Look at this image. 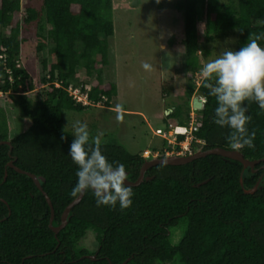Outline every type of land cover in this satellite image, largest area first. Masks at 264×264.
Instances as JSON below:
<instances>
[{
    "label": "trees",
    "instance_id": "1",
    "mask_svg": "<svg viewBox=\"0 0 264 264\" xmlns=\"http://www.w3.org/2000/svg\"><path fill=\"white\" fill-rule=\"evenodd\" d=\"M174 6L185 22L180 37L169 36L168 46L184 45L187 76L202 68L200 23L208 40L236 31L237 49L256 35L264 36V0H176ZM113 35V0H41L40 8L33 0H0V52L6 48L5 64H0V142L12 144V149L0 144V264H122L127 259L126 264H169L176 258L184 264H264V161L244 170L239 161L211 154L184 165L153 166L139 185L130 186V208L97 207L88 192L57 236L43 192L32 178L7 165L13 160L17 167L45 177L41 184L53 204V225H60L65 208L75 199L70 192L77 171L67 155L73 137L63 111L93 107L77 103L67 87L91 84L89 98L99 101L105 96L106 106H112L117 85L104 79L99 67L109 64ZM259 44L264 48V40ZM48 46L55 62L44 59L37 80L34 60ZM172 90L171 85L166 88ZM185 93L188 100L174 106L167 118L186 125L193 95L207 98L194 133L203 143L193 142L194 152L233 149L227 139L230 130L213 122L217 104L203 83L198 89L188 84ZM4 101L15 104L23 117L22 130L13 136ZM247 108L255 147L239 150L249 160L261 159L264 112L255 102ZM101 149L110 162L124 165L129 180L138 179L144 155L132 154L117 142H101ZM260 178L254 194L244 192ZM181 224L183 236L174 243L172 230ZM88 229L98 241L93 253L79 246Z\"/></svg>",
    "mask_w": 264,
    "mask_h": 264
},
{
    "label": "rangeland",
    "instance_id": "2",
    "mask_svg": "<svg viewBox=\"0 0 264 264\" xmlns=\"http://www.w3.org/2000/svg\"><path fill=\"white\" fill-rule=\"evenodd\" d=\"M175 1L162 0L157 4L156 0H113L114 35L109 38V64L99 68L103 69L104 79L117 85V96L111 107H90L83 112L64 110V125L68 131L80 121L87 123L92 138L100 136L101 142H117L132 154L143 155L145 149L160 152V156L176 152L175 147L154 132L158 127L165 128L169 121L174 122L167 118V112L188 100L186 87L194 83L195 74L201 69L187 76L184 48L178 44L168 46L169 36L180 37L185 22L183 13L174 6ZM33 4L40 8L41 0H33ZM199 29L198 56L202 67L226 50H238L236 31L217 33L208 40L203 23L199 24ZM32 30L36 31L35 26ZM168 47L177 48L173 52ZM49 49L50 46L35 57L37 80L43 75L42 61L55 62ZM144 64L150 68L146 70ZM79 71L85 72L83 68ZM2 80L0 73V83ZM169 85L173 88L170 93L166 91ZM2 97L4 95L0 99ZM2 106L13 136L22 130L23 117L12 102L4 101ZM184 229L181 224L172 230L174 243L181 240ZM79 246L91 253L97 251L98 241L93 229L87 230ZM169 264L184 263L176 258Z\"/></svg>",
    "mask_w": 264,
    "mask_h": 264
},
{
    "label": "clouds",
    "instance_id": "3",
    "mask_svg": "<svg viewBox=\"0 0 264 264\" xmlns=\"http://www.w3.org/2000/svg\"><path fill=\"white\" fill-rule=\"evenodd\" d=\"M161 2L156 0L157 4ZM261 40L264 36L256 35L238 50L224 51L204 64L200 72L208 96L214 97L217 104L213 122L230 130L228 142L237 150L255 147V132H249L247 127L251 119L246 115L247 104L255 102L264 112V48L259 44ZM143 67L147 70L150 65ZM69 134L73 139L67 155L77 168L70 196L79 198L91 192L97 207H119L121 211L130 208L133 192L125 183L124 165L108 160L102 152L100 136L90 139L87 123L77 121ZM61 139L67 140V136Z\"/></svg>",
    "mask_w": 264,
    "mask_h": 264
},
{
    "label": "water",
    "instance_id": "4",
    "mask_svg": "<svg viewBox=\"0 0 264 264\" xmlns=\"http://www.w3.org/2000/svg\"><path fill=\"white\" fill-rule=\"evenodd\" d=\"M193 107L195 109H202L203 108V103L200 100V96L196 95L193 98ZM168 114V112H167ZM0 144H8L10 146V149H12V144L10 141H1ZM220 155L223 156L225 158L228 159H233L236 161H239L243 164L244 166V170H246L247 168H252L254 170L255 166L257 164H259L260 162L264 161V157L261 159H256V160H249L247 158H245L243 156V154L240 152V150L237 149H224L221 147H215L212 149H208V150H199L193 154L190 155H166L164 157H150V158H146L141 170H140V175L138 177V179L136 181H131L127 178V181L125 182L126 185L128 186H137L139 185L145 178V173L146 171L156 165L159 164H164V165H184L187 163H190L198 158L201 157H205L207 155ZM8 166L14 168L16 171L22 173V174H26L28 175L30 178H32L35 182V184L37 185V187L43 192V194L46 197V200L50 206L51 209V218H50V227L51 229L54 231L55 235L57 236V234L59 233V231L64 228L67 223H68V219L70 217V213L72 208L78 204L84 195L79 196V198H75L64 210L63 214H62V218H61V224L58 226L53 225V220H54V208H53V204L52 201L50 199V197L48 196V194L44 191L41 181H45V177L43 176H37L34 173L25 171L19 167H17L14 164V161L11 160L10 162H8L7 164ZM127 174V172H126ZM7 177V172H5V176L4 179H6ZM260 182H261V178L260 180L256 183V185L252 188V189H244V192L247 194H254L260 187ZM241 185L242 187H244V183H243V178H241ZM90 258H92L93 260L96 259L95 255L90 256ZM129 261V259H127L124 263L122 264H126Z\"/></svg>",
    "mask_w": 264,
    "mask_h": 264
},
{
    "label": "built area",
    "instance_id": "5",
    "mask_svg": "<svg viewBox=\"0 0 264 264\" xmlns=\"http://www.w3.org/2000/svg\"><path fill=\"white\" fill-rule=\"evenodd\" d=\"M0 52V64H5L6 59V48L1 47ZM194 83L196 85V88L198 89L202 85V78L200 73L195 74ZM55 86L60 87L59 82H54ZM91 90V84L85 85H76L74 83L69 84L67 87V91L69 95L77 102L81 103L84 106H93V107H107L106 102L108 101V98L105 96L99 100V101H92L89 98V92ZM4 93L0 89V96H3ZM200 100L203 103V106L205 102L207 101L206 97L200 96ZM199 110L201 109H195L192 107L189 113V121L186 125H180L176 120L174 122L169 121L168 125L165 126L167 130L165 131V128H158L155 130V134L158 136H161V138L166 139L170 146L179 148H176V152H166V155H190L193 154L194 151L192 149V143H203L202 140L195 137V132L198 130V121L200 119ZM169 136L171 138H169ZM180 136H183L184 139L180 140ZM145 158L150 157H159L160 152H154L151 150H145L144 152Z\"/></svg>",
    "mask_w": 264,
    "mask_h": 264
},
{
    "label": "crops",
    "instance_id": "6",
    "mask_svg": "<svg viewBox=\"0 0 264 264\" xmlns=\"http://www.w3.org/2000/svg\"><path fill=\"white\" fill-rule=\"evenodd\" d=\"M181 46H182L183 48H185L184 45H181ZM179 47H180V46H179ZM168 48H170V47H168ZM176 48H177V47H175V48H170V50H172V51L174 52V50H176ZM183 50H184V51H183ZM183 50H182V52L185 54V49H183ZM194 97H195V96L193 95V97H192V99H191V109H192V107H193V98H194ZM166 112H167V111H166ZM173 121H174V120H173ZM158 128H159V127H158ZM158 128H157V129H158ZM145 150H149V149H145Z\"/></svg>",
    "mask_w": 264,
    "mask_h": 264
},
{
    "label": "flooded vegetation",
    "instance_id": "7",
    "mask_svg": "<svg viewBox=\"0 0 264 264\" xmlns=\"http://www.w3.org/2000/svg\"><path fill=\"white\" fill-rule=\"evenodd\" d=\"M199 150H200V149H199ZM199 150H197V151H199ZM197 151H195V152H197ZM195 152H194V153H195ZM263 167H264V165H263Z\"/></svg>",
    "mask_w": 264,
    "mask_h": 264
}]
</instances>
